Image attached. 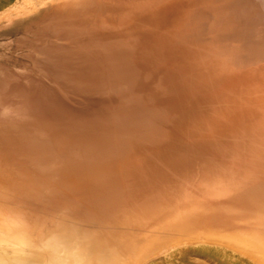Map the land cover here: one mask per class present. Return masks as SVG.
Masks as SVG:
<instances>
[{"label":"bare ground","instance_id":"1","mask_svg":"<svg viewBox=\"0 0 264 264\" xmlns=\"http://www.w3.org/2000/svg\"><path fill=\"white\" fill-rule=\"evenodd\" d=\"M21 2L0 264H264V0Z\"/></svg>","mask_w":264,"mask_h":264},{"label":"rangeland","instance_id":"2","mask_svg":"<svg viewBox=\"0 0 264 264\" xmlns=\"http://www.w3.org/2000/svg\"><path fill=\"white\" fill-rule=\"evenodd\" d=\"M21 1L22 0H4V5H3L4 8L2 11H0V18H1V15L5 13V12L3 13V11L7 12L8 8L11 9V8H13V6L15 7V6L20 5L22 3ZM31 17H32V14L30 16L24 17L23 19L20 18V19L14 20L13 23H10L8 25L6 24V23H8V19L6 20L5 18H3L2 20H0V75H1L0 78H2V79L7 77L8 72L11 73L15 70L22 69L21 66L23 64L27 63V61H28L26 59L27 58L26 53H25L26 51L24 50L26 47L22 43V40H25V39H23L22 37L25 36L24 32H26V34H27L26 27H28V25H29V23L27 24L25 22H29L30 19H32ZM2 26H3V28H2ZM15 26H17V28ZM24 59H26V60H24ZM7 70H8V72H7ZM199 255H201V256H199ZM189 257H190V259H189ZM208 257L209 256H207L203 253L197 252L195 250H190V251H188V253L185 256V261L187 262V264H200V263H202V264L203 263H205V264L212 263L213 264L215 262V259H213L212 257H209V258Z\"/></svg>","mask_w":264,"mask_h":264},{"label":"crops","instance_id":"3","mask_svg":"<svg viewBox=\"0 0 264 264\" xmlns=\"http://www.w3.org/2000/svg\"><path fill=\"white\" fill-rule=\"evenodd\" d=\"M4 0H0V11H2L3 10V8H4Z\"/></svg>","mask_w":264,"mask_h":264}]
</instances>
